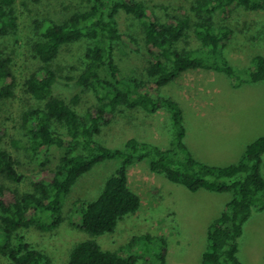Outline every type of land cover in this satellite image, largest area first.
I'll use <instances>...</instances> for the list:
<instances>
[{
	"label": "trees",
	"instance_id": "16d2710c",
	"mask_svg": "<svg viewBox=\"0 0 264 264\" xmlns=\"http://www.w3.org/2000/svg\"><path fill=\"white\" fill-rule=\"evenodd\" d=\"M82 1L86 4L84 9L73 11L60 21H34L30 53L39 65L25 77L22 86L41 104L22 112L26 139H13L12 144L25 149L30 158H38L40 165L47 162L40 157L43 147L55 146L62 154L50 177L31 181L27 191H15L12 202L3 200L4 185L0 184V264H51L47 253L25 240L23 229L56 228L63 220V199L77 179L97 163L114 158H120V163L96 198L75 202L74 216L78 220L72 224L100 235L113 232L120 220L136 213L141 198L130 186L128 169L132 164L145 163L151 171L190 191L205 189L231 194L208 227V248L202 253V263L245 264L238 257L239 238L253 210H264V134L246 144L236 162L216 165L201 161L185 142L183 109L178 97L163 94L161 89L193 70L224 73L235 85L263 82L264 55H255L253 66L239 75L224 55L233 29L219 24L214 16L229 17L235 7L262 9L264 0H196L190 7L195 19L174 14L165 22L150 17L141 0ZM15 2L0 0V39L17 31ZM121 14L139 21L143 31L141 43L121 29ZM189 37L197 46L181 45L187 44ZM81 38H86L89 45L76 82L91 88L97 99V105L85 116L55 95L61 76L53 66L60 48ZM126 38L134 48L132 51H144L148 57L145 71L155 84V93L148 90L144 79L120 74L114 52ZM12 64L13 58L0 52V100L15 95L18 79ZM76 100L74 97L73 101ZM120 107L146 113L164 107L173 127L168 145L161 147L136 136L127 138L122 147L100 142L97 136L101 128L114 120L122 110ZM5 134L0 130V176L18 184L24 175L17 169L18 161L2 145ZM144 237L154 236L146 233ZM164 254L163 251L160 256L162 264H166ZM66 264H136V258L103 249L95 240L85 239L73 246Z\"/></svg>",
	"mask_w": 264,
	"mask_h": 264
},
{
	"label": "rangeland",
	"instance_id": "374dc122",
	"mask_svg": "<svg viewBox=\"0 0 264 264\" xmlns=\"http://www.w3.org/2000/svg\"><path fill=\"white\" fill-rule=\"evenodd\" d=\"M141 1L147 5L149 16L159 22H165L174 14L197 17L190 8L196 0ZM85 6L82 0H16L17 31L0 39V52L13 58L12 69L18 79L15 95L0 100V130L6 133L2 145L18 161L17 169L24 175L18 184L0 176V184L4 185L2 198L7 203L13 201L15 191L29 190L31 181L50 177L62 154L55 146L43 147L40 157L47 162L40 165L38 158H30L25 149L12 144L13 139H26L22 112L41 104L22 86L25 77L39 65L30 53L34 21L42 18L60 21ZM214 19L233 29L224 55L243 76L253 66L252 58L264 55V8L235 7L229 17L221 14L215 15ZM119 24L125 34L142 42L143 31L138 20L121 14ZM124 41L114 52L120 74L144 79L148 82V90L155 93V84L150 82L145 71L148 57L144 51H132L134 48L127 38ZM88 45L86 38L65 44L53 61L61 76L55 95L66 100L82 116L97 105L94 91L76 82L84 66ZM181 45L195 47L197 43L189 37L188 43ZM161 92L178 97L183 109L185 142L201 161L216 165L236 162L246 144L264 134V81L235 85L224 73L193 70L165 85ZM74 97H77L76 101H73ZM119 109L122 110L116 113L114 120L101 128L97 136L100 142L110 147H122L127 138L136 136L161 147L168 145L173 127L164 107L154 113ZM119 163L120 158L105 159L82 174L63 199L61 223L51 231H41L33 226L23 229L25 240L47 253L51 264H66L73 246L85 239L95 240L103 249L132 254L136 264H162L163 251L166 264H203L202 253L208 248V227L231 194L205 189L190 191L151 171L145 163L132 164L128 169L130 186L141 198L136 213L120 220L113 232L100 235H92L72 224L78 220L74 216L75 202L96 198ZM261 172L264 176V167ZM146 233L154 237L146 239ZM238 257L245 264H264V210H253L245 223L239 238Z\"/></svg>",
	"mask_w": 264,
	"mask_h": 264
},
{
	"label": "crops",
	"instance_id": "0c3cea01",
	"mask_svg": "<svg viewBox=\"0 0 264 264\" xmlns=\"http://www.w3.org/2000/svg\"><path fill=\"white\" fill-rule=\"evenodd\" d=\"M250 84H252V83H250ZM255 84V83H254ZM259 84H260V82H259Z\"/></svg>",
	"mask_w": 264,
	"mask_h": 264
}]
</instances>
